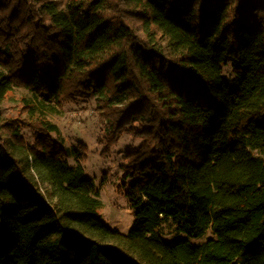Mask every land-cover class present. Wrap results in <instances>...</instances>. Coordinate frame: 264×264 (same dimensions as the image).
Listing matches in <instances>:
<instances>
[{"label": "trees", "instance_id": "1", "mask_svg": "<svg viewBox=\"0 0 264 264\" xmlns=\"http://www.w3.org/2000/svg\"><path fill=\"white\" fill-rule=\"evenodd\" d=\"M91 101L126 233L54 120ZM0 264H264V0H0Z\"/></svg>", "mask_w": 264, "mask_h": 264}, {"label": "rangeland", "instance_id": "2", "mask_svg": "<svg viewBox=\"0 0 264 264\" xmlns=\"http://www.w3.org/2000/svg\"><path fill=\"white\" fill-rule=\"evenodd\" d=\"M94 110L93 102L79 101L67 104L64 113L54 120L65 137L66 145L78 142L86 145L83 166L100 188V218L109 227L126 233L131 226L132 209L123 191L118 190L122 183L120 164L125 151L137 146L140 140L124 134L108 153H102V145L97 142L101 124Z\"/></svg>", "mask_w": 264, "mask_h": 264}]
</instances>
